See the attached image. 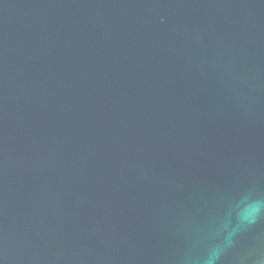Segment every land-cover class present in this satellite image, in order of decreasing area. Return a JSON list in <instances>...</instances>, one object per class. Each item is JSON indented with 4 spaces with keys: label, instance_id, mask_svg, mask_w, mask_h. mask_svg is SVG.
I'll use <instances>...</instances> for the list:
<instances>
[{
    "label": "water",
    "instance_id": "obj_1",
    "mask_svg": "<svg viewBox=\"0 0 264 264\" xmlns=\"http://www.w3.org/2000/svg\"><path fill=\"white\" fill-rule=\"evenodd\" d=\"M0 264H264V0H0Z\"/></svg>",
    "mask_w": 264,
    "mask_h": 264
}]
</instances>
